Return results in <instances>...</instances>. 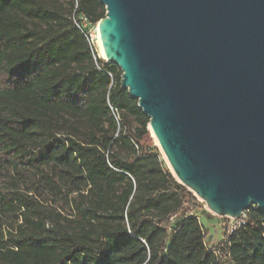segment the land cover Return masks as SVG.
Here are the masks:
<instances>
[{"label": "trees", "instance_id": "obj_1", "mask_svg": "<svg viewBox=\"0 0 264 264\" xmlns=\"http://www.w3.org/2000/svg\"><path fill=\"white\" fill-rule=\"evenodd\" d=\"M100 0H0V264H264L252 205L208 248L201 202L99 56Z\"/></svg>", "mask_w": 264, "mask_h": 264}, {"label": "water", "instance_id": "obj_2", "mask_svg": "<svg viewBox=\"0 0 264 264\" xmlns=\"http://www.w3.org/2000/svg\"><path fill=\"white\" fill-rule=\"evenodd\" d=\"M107 62L172 174L220 217L264 210V0H100Z\"/></svg>", "mask_w": 264, "mask_h": 264}, {"label": "rangeland", "instance_id": "obj_3", "mask_svg": "<svg viewBox=\"0 0 264 264\" xmlns=\"http://www.w3.org/2000/svg\"><path fill=\"white\" fill-rule=\"evenodd\" d=\"M86 27L89 29V32L91 34V38L93 43L95 44L96 48H98V51L100 52V36L98 34V26H90L86 25ZM100 55V54H99ZM150 131V130H149ZM150 135L153 139L154 146L159 150L162 158H164L163 153L161 152V149L157 146L156 139L153 137L150 131ZM165 160V159H164ZM166 162V161H165ZM167 164V163H166ZM198 198V197H197ZM201 202V199L198 198ZM201 209H198L194 213L197 215L200 222H202L204 226V230L206 232V244L209 247L216 246L223 242L224 239V233H223V223L225 219H227L232 225H236L241 219H245L247 215L249 214V211H245L244 215L240 219H232V218H226V217H220L218 216L214 211L211 210L210 207L206 206L201 202Z\"/></svg>", "mask_w": 264, "mask_h": 264}, {"label": "built area", "instance_id": "obj_4", "mask_svg": "<svg viewBox=\"0 0 264 264\" xmlns=\"http://www.w3.org/2000/svg\"><path fill=\"white\" fill-rule=\"evenodd\" d=\"M81 20L83 21L84 26H86V25H90L89 20H88L85 16H82V17H81Z\"/></svg>", "mask_w": 264, "mask_h": 264}, {"label": "bare ground", "instance_id": "obj_5", "mask_svg": "<svg viewBox=\"0 0 264 264\" xmlns=\"http://www.w3.org/2000/svg\"><path fill=\"white\" fill-rule=\"evenodd\" d=\"M99 36H100V34H99ZM100 41V46H99V48H100V52H99V54L101 55V56H103L104 55V52H103V48H102V45H101V40H99Z\"/></svg>", "mask_w": 264, "mask_h": 264}]
</instances>
